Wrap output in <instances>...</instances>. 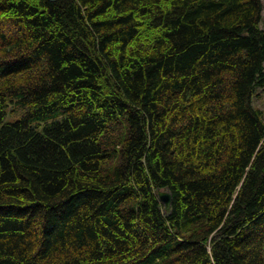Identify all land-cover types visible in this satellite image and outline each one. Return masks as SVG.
I'll return each mask as SVG.
<instances>
[{
	"label": "trees",
	"instance_id": "1",
	"mask_svg": "<svg viewBox=\"0 0 264 264\" xmlns=\"http://www.w3.org/2000/svg\"><path fill=\"white\" fill-rule=\"evenodd\" d=\"M258 89L264 0H0V264H264Z\"/></svg>",
	"mask_w": 264,
	"mask_h": 264
},
{
	"label": "water",
	"instance_id": "2",
	"mask_svg": "<svg viewBox=\"0 0 264 264\" xmlns=\"http://www.w3.org/2000/svg\"><path fill=\"white\" fill-rule=\"evenodd\" d=\"M50 1H55V0H50ZM156 194L159 199V201L164 205V210L166 212H169L171 209V200H172V195L171 192L167 189H156Z\"/></svg>",
	"mask_w": 264,
	"mask_h": 264
},
{
	"label": "rangeland",
	"instance_id": "3",
	"mask_svg": "<svg viewBox=\"0 0 264 264\" xmlns=\"http://www.w3.org/2000/svg\"><path fill=\"white\" fill-rule=\"evenodd\" d=\"M257 91H258V93H259V96H255V97L253 98V102H254V104H255L256 106H258V107H259L260 109H262L263 112H264V90L258 89ZM7 118H8L9 120H13L14 117L11 116V115H8Z\"/></svg>",
	"mask_w": 264,
	"mask_h": 264
}]
</instances>
